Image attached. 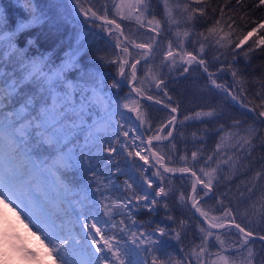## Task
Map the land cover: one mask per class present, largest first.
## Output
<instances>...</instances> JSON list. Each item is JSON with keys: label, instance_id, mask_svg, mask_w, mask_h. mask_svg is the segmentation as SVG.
<instances>
[{"label": "trees", "instance_id": "trees-1", "mask_svg": "<svg viewBox=\"0 0 264 264\" xmlns=\"http://www.w3.org/2000/svg\"><path fill=\"white\" fill-rule=\"evenodd\" d=\"M38 2L45 4L47 0H38ZM80 2L85 10L91 8L95 11L97 17L113 18L121 25L124 36L134 41V44L152 45L150 57L136 65L134 86L141 94L157 98L178 108L179 121L173 137L153 144V148L164 158L168 168H191L206 183L208 177H205L200 169L209 172L211 168L216 167L218 160L217 157H213V162L208 164H205L204 160L216 151V144L224 135V132L219 131L221 125L228 130L235 120L242 122L239 126L241 134H243V129L253 125L259 130L260 137L264 138V124L260 123L264 117L259 120L255 119L260 111H264V44L259 43L260 38L264 37V28H259V25L264 23V4H261L260 0H204V3H198L197 0H168L172 16L179 23L168 21L164 0H146L147 10L144 22L116 15L115 0H80ZM185 8L188 11H185ZM197 8H203V14L195 12L192 19H189L193 9ZM0 9L13 18L23 15L22 10L17 6V0H0ZM221 13H223V20L220 26L224 28L225 33L230 34L225 46L216 44V36L208 32L210 28L216 26V21L221 19ZM153 18L160 22L155 32L147 22V19L152 20ZM83 21L84 19L80 17L79 22L74 25L57 19L33 29L34 43L26 49L25 55L37 58L44 56L51 62L59 64L66 54L77 47L78 35L85 32L87 28H91L93 32L99 33V36L94 38L88 35L86 37L90 42L89 48L80 56V63L86 70L103 79L104 88L113 101L112 110H115L116 105L119 104V111L115 117L116 122H123L128 129H136V131L129 132L130 138L139 137L135 139V144H138L140 139L157 135L161 128V136L166 135L170 126L167 121L172 115L171 112L154 103L139 100L126 85L129 81L126 65L142 56L144 51L132 48L125 42L124 46L128 47L133 60L130 61V56L126 58L125 80L119 89H111L112 81L120 80V65L124 60L118 58L120 47L117 49L113 43L116 41L113 37L118 33L114 31L112 36H109L108 28L103 25L97 26L96 23L85 25ZM228 25H231V28ZM253 29H256L253 35L240 47H236L239 40H242ZM7 32L8 29L5 28L0 35L6 36ZM184 33L188 35L185 36ZM201 33L204 35L202 36ZM204 36H209V39L205 40ZM170 44L173 52L179 53L174 66L171 58H166ZM201 45H203V51H201ZM187 53L197 56L198 60L203 59L204 65L192 62L187 67L188 71L184 72L183 69L186 67L184 59L187 58ZM101 57L104 59H100ZM205 66L208 72L212 73L211 78L208 72L204 71ZM233 71L237 72L236 76L232 75ZM74 76L75 74H70V78ZM159 80H163L164 83L157 88L156 83ZM212 80L223 84L233 95H236L239 105L232 103L222 89L211 86L209 81ZM76 95L79 98V92ZM240 101L250 108H255L256 112L253 113L241 107ZM124 104H128L130 108H138L140 119H136L135 111L124 108ZM209 111H213V116L204 115ZM119 112H123L124 116L121 117ZM197 113L201 115L197 116ZM95 119V116L88 118L83 127L86 128ZM85 135V132H81L77 143L83 145ZM106 135L112 136L115 140L111 128L107 129ZM120 139L125 138L120 136ZM254 143L255 148L251 156L244 157L242 154H237L242 159L240 166L229 168L221 164V167L213 174L211 195L200 199L197 206L209 213L210 218H219L220 223L225 220L232 221L234 216L235 222L240 223L246 229L264 235V175L259 180L254 179L257 172L264 173V144L260 139L255 140ZM114 146L119 150L118 144ZM0 150H6L5 146L0 144ZM128 150L133 153L139 151L143 156L137 146H132ZM128 150L123 151L121 155L114 154L112 164L107 161L100 162L97 176L103 181L101 190L104 195L115 201L122 198L128 199L134 195L143 196L146 193H154L158 191V186H163L167 196L155 197L157 203L152 206V211L145 208L143 205L146 202H143L132 208L131 216H117L116 220L124 219L132 231L151 232L157 227L165 228L171 234V237L165 239H168L172 246L166 250L167 257L160 253L157 255L163 261L173 258L181 259L183 253L180 250L183 249L184 253H187L199 245L203 236L200 228H207L194 215L190 207L192 179L188 175L174 176L164 173L148 155L146 156L147 163L137 156L128 157ZM192 152H197L196 161L192 159ZM231 154L232 152L229 151V155ZM32 159L37 161L47 159V154L33 151ZM117 164L125 172H129V164H134L135 167L131 168L130 172L135 173L140 181H143L145 177L151 180V187L144 183L143 191L136 185L133 189H127L124 183L129 178L127 175L110 174L109 172V169L114 172ZM141 166L146 171H138ZM92 180L90 173H77L75 181L80 187L76 191L80 192V197L70 196V203L53 202L49 205L53 218H56L58 214L59 219L56 223L62 225L61 234L68 236L70 244L79 242L87 246L80 223L77 222V214L81 211V205L77 200L83 198L82 188ZM48 187L51 190V185ZM96 187L97 185L92 183L89 191L95 192ZM249 188H252L251 192L248 191ZM201 189L202 187H197L196 192H192V196L201 197L204 194ZM152 198L153 196L150 195L149 200ZM102 199L101 194L95 192V206H93V201L87 202L93 213L98 212L99 216L103 215ZM97 205H101V208ZM227 209L231 210V215L225 218L223 213ZM132 221L138 227H132ZM176 232L180 233L179 241L174 239ZM213 232L219 236H228L229 240L224 242V246L229 251H232L233 245L238 247L241 242V237L234 227L231 230L227 227ZM105 234L110 235L111 232L106 230ZM214 242L213 238L208 241L213 255L207 264H212L216 260L214 254L219 250V245L217 243L216 247H212ZM4 246V241H0V256H2ZM73 246L78 245L73 244ZM249 246L252 247L254 253L252 264H264V242L254 239ZM150 260L151 256H149V264ZM230 264H233L231 260ZM234 264H241V260L236 259Z\"/></svg>", "mask_w": 264, "mask_h": 264}, {"label": "snow or ice", "instance_id": "snow-or-ice-1", "mask_svg": "<svg viewBox=\"0 0 264 264\" xmlns=\"http://www.w3.org/2000/svg\"><path fill=\"white\" fill-rule=\"evenodd\" d=\"M197 2L204 3V0H197ZM260 3L264 4V0H260ZM17 6L22 10L23 15L16 18L0 9V32H3L5 28L8 29L6 36L0 35V144L4 145L6 149L0 150V203L8 207L6 201H9L25 213L33 227L41 232L51 245L50 254L55 253L60 264H149V256H151L150 264H158V262L164 264L157 254L160 253L167 257L166 250L172 246L169 240L165 239L171 237L165 228L157 227L151 232L132 231L124 219L116 220L117 216H131L132 208L139 206L141 201L146 202L143 206L152 211V206L157 203L155 197L167 196L164 187L158 186V191L154 193H146L143 196L134 195L126 200L113 201L111 197L104 195L101 190L103 181L99 180L97 176L100 162L107 161L112 164L114 154L121 155L123 151L136 146L135 139L139 138L129 137V132L136 131V129H128L123 122H116L115 117L120 106L117 104L116 109L112 110L113 101L104 88L103 79L81 66L80 56L88 51L90 43L86 37L91 35L95 38L99 36V33L87 28L85 32L79 34L77 47L66 54L59 64L51 62L44 56L37 58L25 55L26 49L34 43L32 30L57 19L74 25L79 22L80 16L85 18L83 21L85 25L95 24V20L92 18L105 20L107 25H115V28L107 29L109 36L120 29V25L115 20H108L106 16L97 17V13L91 8L85 10L80 0H47L45 4L39 3L38 0H17ZM114 7L120 12L122 18L139 13V15H135L137 22H141L143 16L141 8L147 10L145 0H120V3ZM164 7L167 10L168 21L179 23L172 16L168 0H164ZM185 11L188 9L185 8ZM203 11V8L193 9L189 19H192L195 12L203 14ZM125 12L127 16L124 15ZM153 20L148 21V24L152 25ZM222 20L223 13H221V19L216 21V26L210 28L208 32L216 36V44L225 46L230 34L225 33L224 28L220 26ZM159 23V21H155L157 26ZM228 27L231 28V25ZM259 28H264V23L260 24ZM152 31L155 32L156 28H152ZM255 31L256 29H253L242 40H239L236 47L244 44ZM183 35L187 36L188 33ZM201 35L204 34L201 33ZM121 37L123 40L120 39ZM113 38L117 41L115 47H120L122 53L128 55L129 49L124 46L125 42L127 44L135 42L124 36L122 30L119 35ZM204 39L208 40L209 36H204ZM259 43L264 44V37L260 38ZM135 47L147 50L143 54L144 57H147L152 50V45L148 43H138L135 44ZM201 51H203V45H201ZM178 54L173 52L170 44L166 58H171L173 66ZM187 57L186 63L188 64L198 62L200 65H204L205 63L203 59L198 60L197 56L192 53H187ZM126 63L127 61H123L120 65L119 74L121 76L124 75ZM138 63L140 61L136 60L131 64L132 81L136 79V64ZM183 71L187 72L188 68L184 67ZM204 71L208 72L206 66ZM70 74H75L74 78H70ZM208 75L211 78L212 73L208 72ZM232 75L236 76L237 72L233 71ZM211 82L217 89H222L223 92L231 96L233 101L238 100V97L222 84L215 80ZM122 83L123 81L114 79L111 89H119ZM163 83V80L157 81L156 87L159 88ZM77 92H79V98H77ZM137 92H139L138 89ZM148 99H152V97H148ZM240 104L250 112H256L255 108H249L242 101ZM123 107L135 111L136 119H140L138 108H130L128 104H124ZM171 111L176 112V108H172ZM119 115L123 117L124 113L119 112ZM199 115L201 114L197 113V116ZM204 115L211 117L213 111L204 113ZM92 116H95L96 119L86 128L83 127L85 118ZM261 117H264V111H260L255 119L259 120ZM172 119L174 120L175 117ZM241 123L239 120L233 121L228 130H225L221 125L219 131L224 132V135L216 144V151L204 160V163L208 164L213 162V157H217L216 167L211 168L209 172L200 169L201 173L208 177L207 182L205 183L204 180L196 176L195 172H192V175L196 176L197 183L203 184L201 191L205 196L212 192L213 174L217 172L221 164L229 168H236L242 164V159L237 156L238 153L244 157L251 156L255 148V140L260 139L264 144V138L260 137L259 130L253 125L243 129V134H241L239 128ZM260 123L264 124V120H260ZM108 128L112 129L115 140L112 139V136L106 135ZM81 132L86 133L83 145L77 143ZM120 136L125 139L121 140ZM158 138H149L148 146L151 145L152 139ZM116 144L120 146L119 150L114 146ZM93 149L95 150L93 151ZM33 151L46 153L47 159L33 160ZM229 151L232 152L231 155H229ZM191 155L193 161H196L197 152H192ZM127 156H137L147 163L146 157L142 156L139 151L133 153L128 150ZM162 159V157H158L157 163H160ZM134 167V164H129V172H125L117 164L114 172L112 169H109V172L110 174L127 175L129 178L124 182L127 189H133L136 185L143 191L144 183L151 187V180L145 177L143 181H140L135 173L130 172ZM138 171L143 172L146 169L141 166ZM165 171H172V169L166 168ZM181 171H191V169H181ZM77 173H90L93 177V180L82 188L83 198L77 200L81 205V211L77 214V222L80 223L86 247L79 242H73L78 245L77 247L70 244L68 236L61 234L62 225L56 223V220L59 219L58 214L56 218H53V213L49 210V205L53 202L70 203V196L80 197V192L76 191L80 187L75 181ZM262 175L264 173L257 172L254 179L259 180ZM50 178L51 190L48 187ZM92 183L97 185L95 192H99L103 197L101 201L102 216H99L98 212L93 213L87 203L93 201V206H95V192L89 191ZM192 190L193 193L196 192L195 185ZM248 191L251 192L252 188H249ZM150 195L153 196L151 200H149ZM192 200V207L204 217L208 227L200 228L203 236L199 245L187 253H184L183 249L180 250L183 255L177 264H207L213 255L209 249L210 238L215 241L212 247H216L217 243L219 245V250L214 254L216 260L212 264H217V262L230 264V260L234 264L238 258L241 260V264H252L254 253L249 245L254 241L256 234L240 223H235L234 216L229 225L218 222L219 218L217 217L210 218L209 213L197 206L199 200L195 196L192 197ZM133 201H136V204ZM230 215V209L223 213L225 218ZM131 226L138 227L134 221L131 222ZM225 227H229V230L234 227L241 237L239 246L233 245L232 251L226 249L224 241L212 231ZM106 230L111 234L106 235ZM174 239L179 241V232L175 233ZM259 240L264 241V235H260ZM15 250L14 246L9 249L7 243L5 244L2 252L5 264H10L11 252ZM225 252L228 254L225 255ZM29 255L36 258L34 253ZM168 264H172L171 259L168 260Z\"/></svg>", "mask_w": 264, "mask_h": 264}, {"label": "rangeland", "instance_id": "rangeland-1", "mask_svg": "<svg viewBox=\"0 0 264 264\" xmlns=\"http://www.w3.org/2000/svg\"><path fill=\"white\" fill-rule=\"evenodd\" d=\"M120 0H115V5L119 4ZM146 3V0H145ZM115 13L116 15L121 17L120 12L114 7ZM141 12H143V16L141 17V22H144L146 19V10L144 8H141ZM125 16H127V13H124ZM135 15H139V13L134 14L131 17H127L126 19H132V20H136L135 19ZM81 17V16H80ZM79 17V18H80ZM83 18V17H81ZM85 19V18H83ZM153 20V19H152ZM150 21V19H147V22ZM156 20H153V24L149 25L152 28H156L158 27L155 24ZM97 26H104L105 28H109L106 23H100V22H95ZM111 28H114L113 25H110ZM117 32V31H116ZM118 33V32H117ZM119 35V34H118ZM117 41H113L114 45H116ZM132 47V46H131ZM117 49H119V47H116ZM134 48V47H132ZM137 49V48H136ZM145 52L147 50H144ZM130 52V51H129ZM131 58L130 61L133 60V56L131 54L128 55H124L122 53V49L120 48V53H119V59H124L125 61L126 58ZM143 56V55H142ZM141 57V56H140ZM150 57V56H149ZM148 57V58H149ZM147 58V59H148ZM123 60V61H124ZM188 60V58L184 61L186 62ZM134 61V60H133ZM133 61L129 64V65H124V69L126 68V70L129 72V81H131V70H130V66L133 63ZM137 65V64H136ZM119 79L121 81L125 80V73L123 76H121L119 74ZM128 81V82H129ZM219 83V82H218ZM220 84V83H219ZM134 86V83H133ZM215 86V85H212ZM135 87V86H134ZM137 97V96H136ZM230 97L228 95V98L230 100ZM140 100V99H139ZM237 102V101H236ZM168 104V103H167ZM169 105V104H168ZM239 105V103H238ZM171 106V105H170ZM173 108H175L174 106H171ZM112 108V107H111ZM250 108V107H249ZM113 109V108H112ZM246 109V108H245ZM248 110V109H247ZM88 118H85V123L86 120ZM169 130L167 131L166 135L162 136V138L166 137L168 135ZM174 135V134H173ZM173 137V136H172ZM171 139V138H170ZM169 140V139H168ZM142 139L139 140L138 144H135L138 149H140L142 151L143 156L145 155L146 157V151L147 148L144 145V141L143 143H141ZM153 145V144H152ZM193 184V181H192ZM193 186V185H192ZM102 189V187H101ZM117 200H126V198H122V199H117ZM116 201V200H115ZM6 203H8V207H5L3 203H0V206L3 207L4 210L10 212V213H14L13 210H15L16 216L21 220L22 224L21 226L18 225L17 221L8 215H1V211H0V218H1V222H2V226L5 229V234L7 235V238H9L10 242H11V249L13 248V246L15 247V251H13L14 253L17 252L19 253V255L21 256V261L16 262L12 256V260L10 262V264H60L59 258L55 256V253H51L50 254V250H51V245L48 243V241L44 238V235L41 232H38L36 230L35 227H33L32 223L29 222V220L26 218L25 213L21 211L20 208H17L15 204L6 201ZM134 204H136V201H133ZM140 203H143V201H141ZM99 208H101V205H97ZM10 208L11 210L9 211ZM1 209V208H0ZM13 209V210H12ZM103 209V208H102ZM227 235H220V239L223 240L224 242H226L227 240H229L227 238ZM20 250H26V251H20ZM31 253H35L38 255V261L34 260H30L31 258ZM0 264H5V260L3 259L2 256H0ZM168 260H164L165 264H168ZM179 258H173L171 259L172 264H177V262L179 261Z\"/></svg>", "mask_w": 264, "mask_h": 264}, {"label": "water", "instance_id": "water-1", "mask_svg": "<svg viewBox=\"0 0 264 264\" xmlns=\"http://www.w3.org/2000/svg\"><path fill=\"white\" fill-rule=\"evenodd\" d=\"M81 17H83V16H81ZM83 18H84V17H83ZM92 19H94L95 22L106 23L105 20H101V19H97V18H92ZM107 19H108V20H114V19H112V18H107ZM115 22H116V21H115ZM116 23H117V22H116ZM117 24H119V23H117ZM119 25H120V24H119ZM113 26H114V28H115V25H113ZM121 30H122V27H121V25H120V29H117L118 34H119V32H120ZM122 38H123V37H122ZM129 45L132 46V47H135V44H129ZM135 48H136V47H135ZM141 50H145V49H141ZM150 53H151V52H150ZM150 53L147 55V57L141 56V57L137 58L136 60H139L140 62H142V61L146 60V59L150 56ZM136 60H135L133 63H135ZM133 63H132V64H133ZM130 70H131V67H130ZM131 71H132V70H131ZM135 75H136V73H135ZM133 83H134V81L131 80V81H129V82L127 83V86L132 90V92H133V93H134V94H135L140 100L155 103L156 105L161 106V107H163L164 109H166V110H168V111H170V112L172 113V116H171L170 119H169V120L171 121V125H170V127H169L168 135H167L166 137H164V138L160 137L159 134L156 135L155 137H159V138H158V139H152V143H151L150 146H148L147 141H148L149 138H152V137H149V138H147V139L145 140V145H146V148H147V152H148V154H149L150 159L152 160V162H153L156 166H158L163 172H165V173H167V174H169V175H175V176H177V175H189V176H191V177L193 178V182H194L195 187H197V186H199V187H203V184L197 183L196 176H198V175H197V174H196V176H193V175H192V172H195L193 169H191V168H184V169H191V171H181V169H172V171H165L166 168H167V169H170V168H168V167L166 166L164 159H162V161H161L160 163H157V159H158V157H161V156L158 155L157 152L153 149L152 144H153V143H156V142H160V141H166V140L172 138V136H173V134H174L175 127H176V125L178 124V109L175 107V108H176V112H172L171 109H172L173 107H171L170 105H168L166 102H163V101H161V100H159V99H157V98L148 99V97H147L146 95H142V94H140L139 92H137L136 88L133 86ZM210 84L213 85L212 82H211ZM230 101H231L232 103H236V104H237V102H236V101H233V100L231 99V97H230ZM172 117H175V119L173 120ZM169 133H171V135H169ZM195 173H196V172H195ZM201 180H202V179H201ZM211 193H212V192H211ZM211 193H209V195H211ZM209 195H208V196H209ZM205 197H207V196L203 195V196H201V197H199V198H196V199L199 200V199H201V198H205ZM192 203H193V202H192ZM192 203H191V210L193 211L194 215H195V216H196V217H197V218H198V219H199L204 225H206V226L208 227V223H207V221H205V220H204V217H202V216L200 215V213L197 212L196 209L192 207ZM234 222H235V221H234ZM221 223H225L226 225H229V224L231 223V220H225V221H223V222H221ZM235 223H237V222H235ZM225 228H226V227H225ZM221 229H224V228L213 229V231H217V230H221ZM254 234H256V233H254ZM260 235H261V234H256L255 239H256V240H259V236H260ZM263 242H264V241H263Z\"/></svg>", "mask_w": 264, "mask_h": 264}]
</instances>
